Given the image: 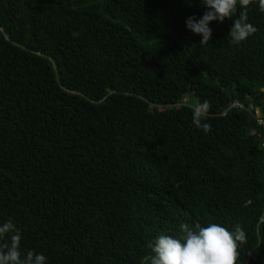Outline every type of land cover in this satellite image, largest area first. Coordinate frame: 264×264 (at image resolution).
<instances>
[{
  "label": "trees",
  "instance_id": "1",
  "mask_svg": "<svg viewBox=\"0 0 264 264\" xmlns=\"http://www.w3.org/2000/svg\"><path fill=\"white\" fill-rule=\"evenodd\" d=\"M199 0H0V224L47 264H149L148 243L240 225L264 264V12L239 45ZM188 98V102L183 100ZM210 109L204 133L192 109ZM259 111V114L257 113Z\"/></svg>",
  "mask_w": 264,
  "mask_h": 264
},
{
  "label": "clouds",
  "instance_id": "2",
  "mask_svg": "<svg viewBox=\"0 0 264 264\" xmlns=\"http://www.w3.org/2000/svg\"><path fill=\"white\" fill-rule=\"evenodd\" d=\"M191 3L192 0H186ZM207 9L201 18L189 16L186 27L201 36L200 45H207L213 37L210 23L234 19L228 37L233 45H239L257 32V28L248 21V10L254 0H199ZM260 12H264V0H256ZM210 109V102L204 100L193 109V124L204 133L211 125L204 123ZM264 126V120L259 119ZM22 233L13 220L0 224V264H47V257L34 250L22 251ZM248 242L247 234L240 225L234 230L219 223L210 222L207 226L196 225L195 229L187 223L179 225L175 236L161 234L148 243L153 255L146 257L149 264H238L240 248Z\"/></svg>",
  "mask_w": 264,
  "mask_h": 264
},
{
  "label": "rangeland",
  "instance_id": "3",
  "mask_svg": "<svg viewBox=\"0 0 264 264\" xmlns=\"http://www.w3.org/2000/svg\"><path fill=\"white\" fill-rule=\"evenodd\" d=\"M184 103L188 102V98L183 100ZM259 114V111L257 112Z\"/></svg>",
  "mask_w": 264,
  "mask_h": 264
}]
</instances>
